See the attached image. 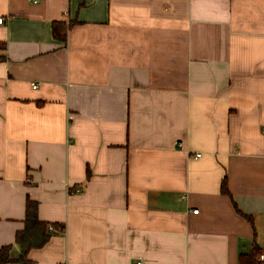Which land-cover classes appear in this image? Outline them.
<instances>
[{"label": "crops", "instance_id": "1", "mask_svg": "<svg viewBox=\"0 0 264 264\" xmlns=\"http://www.w3.org/2000/svg\"><path fill=\"white\" fill-rule=\"evenodd\" d=\"M1 17L0 246L20 257L31 198L55 232L35 264L255 246L264 264V0H0Z\"/></svg>", "mask_w": 264, "mask_h": 264}, {"label": "trees", "instance_id": "2", "mask_svg": "<svg viewBox=\"0 0 264 264\" xmlns=\"http://www.w3.org/2000/svg\"><path fill=\"white\" fill-rule=\"evenodd\" d=\"M54 36L65 41L67 38V29L64 23H54ZM223 189L227 191L226 181L223 183ZM57 229H63L62 224L53 223ZM50 223L43 221L39 217V202L28 198L26 203L24 227L16 233V242L20 244L22 253L19 258H14L11 254L12 244L0 246V264H35L29 257L28 253L33 248L43 247L54 235L55 232L50 230ZM260 255L258 246L252 248L248 253L240 257V264H259L256 258Z\"/></svg>", "mask_w": 264, "mask_h": 264}, {"label": "built area", "instance_id": "3", "mask_svg": "<svg viewBox=\"0 0 264 264\" xmlns=\"http://www.w3.org/2000/svg\"><path fill=\"white\" fill-rule=\"evenodd\" d=\"M32 1H34L35 3L39 2V0H32ZM3 21H4V18L1 17V18H0V23H2ZM196 156L199 157V156H201V154H200V153H196ZM194 212L197 213L198 210H194ZM50 229H53V227L50 226ZM260 258L264 260V255H261ZM138 264H140V263H138Z\"/></svg>", "mask_w": 264, "mask_h": 264}]
</instances>
